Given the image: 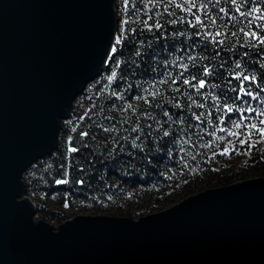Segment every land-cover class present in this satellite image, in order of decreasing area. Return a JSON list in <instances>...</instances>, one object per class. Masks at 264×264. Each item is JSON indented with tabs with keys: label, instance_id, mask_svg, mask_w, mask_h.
Returning <instances> with one entry per match:
<instances>
[{
	"label": "trees",
	"instance_id": "1",
	"mask_svg": "<svg viewBox=\"0 0 264 264\" xmlns=\"http://www.w3.org/2000/svg\"><path fill=\"white\" fill-rule=\"evenodd\" d=\"M257 2L264 8V0ZM113 4L117 22L107 64L76 95L70 115L60 119L56 148L22 173L25 192L36 206L35 217L56 225L78 213L136 217L200 190L264 177V136L250 127H264L260 124L264 116L259 115L264 107L235 100L237 93L231 90L239 87L234 77L241 70L255 74L264 88L260 67L264 59L256 55L261 46L244 34L253 30L264 34V28H257L261 13L240 16L231 0L218 4L113 0ZM202 4L207 12L201 10ZM237 5L242 12L255 7L251 0L247 4L237 0ZM195 16L210 26L194 27ZM213 17L215 25L210 24ZM157 23L162 27L156 28ZM209 31H219L217 40L225 42L213 43L203 35ZM189 55L197 59L179 60ZM238 61L241 68L236 67ZM180 63L189 66L183 79H205V88L197 92L184 85L178 79L184 71ZM205 66L214 70L211 76H204ZM252 91H258L255 85ZM225 104L236 111L229 113ZM248 107L255 115L246 111ZM241 116L248 117V127H235ZM241 139L249 143L241 144ZM226 148L230 151L223 154Z\"/></svg>",
	"mask_w": 264,
	"mask_h": 264
},
{
	"label": "water",
	"instance_id": "2",
	"mask_svg": "<svg viewBox=\"0 0 264 264\" xmlns=\"http://www.w3.org/2000/svg\"><path fill=\"white\" fill-rule=\"evenodd\" d=\"M113 0H0V264H264V177L140 217L35 219L23 171L107 64Z\"/></svg>",
	"mask_w": 264,
	"mask_h": 264
},
{
	"label": "snow or ice",
	"instance_id": "3",
	"mask_svg": "<svg viewBox=\"0 0 264 264\" xmlns=\"http://www.w3.org/2000/svg\"><path fill=\"white\" fill-rule=\"evenodd\" d=\"M209 2H212L214 4H218L220 2V0H209ZM249 2V0H242V3L244 4H247ZM251 2L253 4H255V7L251 8L250 11L248 12H242L241 11V8L239 5H237V0H231V3L233 5H236V8H235V11L237 13L240 14V16H243V17H247V16H252L256 13H261L259 16H257V19L260 20L262 23L257 25V28H264V8H262L260 6V4L257 2V0H251ZM193 7H196L195 3L193 2ZM200 8L201 10L207 12V5L206 4H202L200 5ZM189 12L191 11V9H187ZM219 12L221 13H225V9L224 8H220L219 9ZM171 23H176L175 20L173 21H170ZM191 23V22H189ZM249 24H252L253 21L252 20H249L248 21ZM210 24L211 25H215L216 24V18L213 17L211 18L210 20ZM203 26L205 28H208L210 25L209 24H205L203 20H201L200 16H195V25H193L194 27L195 26ZM156 28H161L162 25L157 23L156 25ZM241 32H244V29H240ZM246 36L250 37L252 40L254 41H257L258 44L261 46V49H260V52L256 53V55L258 57H260V59H264V55H261V53H264V34H260L258 31L256 30H253V31H249V32H246L244 33ZM182 35V33H181ZM197 35H202V33L200 32H197ZM203 35L207 36V37H211V40L213 43L215 44H223L225 41L223 40H217V37H219L221 35V33L219 31H217L216 33H212L211 31L209 32H206V33H203ZM232 35H236V33H232ZM120 37L117 38V43L120 42ZM252 46H255V45H252ZM116 47L113 46L112 48V52H116ZM137 55H139V53H137ZM248 53L245 52L244 53V56H247ZM184 59H189V60H195L197 59V57H194V56H186V57H180L179 60L182 61ZM175 63V62H174ZM179 67H181L184 71L180 72L178 74V79L182 80V83L184 85H188L189 87L191 88H194L196 89L197 92H199L200 89H203L205 88L206 84H207V80L205 79H199L197 80V77L196 76H192L191 79H183V76L185 74V72H187L188 70V65L187 64H183V63H180L178 65ZM222 67V65H221ZM236 67L237 68H241V63L238 61L237 64H236ZM261 68H264V64L260 65ZM214 70L213 69H210L209 67L205 66L204 69H203V72H204V76H211L212 75V72ZM166 75H170V73H166ZM112 76L114 77L115 76V72H113ZM236 80L239 81V87H236V88H232L231 90L236 94V96L234 97L235 100H238V101H241V103L245 104V105H248L251 103V101H256L258 106H261V107H264V98H262V93H264V88H261L260 87V82L257 80V77L255 74L253 75H247L244 73L243 70H241L240 72H238L236 74V76L234 77ZM193 81H197L196 83H193ZM247 82V83H245ZM173 84L177 83L176 80H173L172 81ZM229 84H231V81H229ZM255 85L256 88L258 89V91L256 92H253L252 91V86ZM214 87H217L214 85ZM177 91H179V87L177 88ZM157 93H152V95H156ZM244 97H248L250 98L249 100H245ZM213 99H218L216 97H213ZM193 103H195V101H193ZM198 107H203V105H197ZM177 107H180L179 105V102H177ZM191 107V105L189 106ZM224 107L227 109V111L229 113L233 112V111H236V109H234L233 107L225 104ZM240 111H245L244 109H241ZM247 112H250V113H253V115H255V109L252 108V107H248L246 109ZM167 115V113H166ZM195 115V114H193ZM201 115H203V113H201ZM211 115V114H209ZM260 116H264V111H261ZM196 119L199 120L200 117L199 116H196ZM248 120V117L247 116H241L240 118V123L236 124L235 127H238V128H244V127H248L249 125L245 123V121ZM260 124L261 125H264V119H261L260 120ZM199 126V125H197ZM251 129L254 130L257 134H259L260 136H264V127H257L256 124H251L250 125ZM103 131L105 132H108L110 131L109 129H103ZM135 131V129H134ZM220 131H224V129H220ZM252 133H248L249 137L251 136ZM82 135H87V133H82ZM165 135H168L167 132H165ZM231 135H239L238 133H231ZM239 143L241 144H245V143H249L248 140H245V139H241L239 141ZM249 147H251V145H249ZM71 151L75 152L77 151V149L75 148H72ZM230 151V149H225L224 150V153L223 154H228ZM68 181L67 180H58L57 183H67Z\"/></svg>",
	"mask_w": 264,
	"mask_h": 264
},
{
	"label": "rangeland",
	"instance_id": "4",
	"mask_svg": "<svg viewBox=\"0 0 264 264\" xmlns=\"http://www.w3.org/2000/svg\"><path fill=\"white\" fill-rule=\"evenodd\" d=\"M200 191H203V190H200ZM200 191H198V192H200ZM198 192H196V193H198ZM193 194H195V193H192V194H190V195H188V196H191V195H193ZM188 196H186V197H188ZM185 197V198H186ZM182 199H184V198H182ZM182 199H180V200H178L177 202H175V203H173V204H171V205H169V206H167V207H165V208H162V209H160V210H163V209H166V208H168V207H170V206H172V205H174V204H176V203H178V202H180ZM157 211H159V210H157ZM78 214H88V213H78ZM146 214H148V213H146ZM141 215H145V214H140V215H138V216H136V217H133V218H138V217H140ZM35 219H39L38 217H35ZM56 225V224H55Z\"/></svg>",
	"mask_w": 264,
	"mask_h": 264
}]
</instances>
